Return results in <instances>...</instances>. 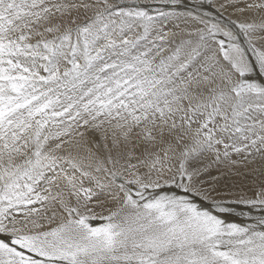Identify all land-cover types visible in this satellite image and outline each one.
I'll return each mask as SVG.
<instances>
[{"label":"snow or ice","instance_id":"6c2138e0","mask_svg":"<svg viewBox=\"0 0 264 264\" xmlns=\"http://www.w3.org/2000/svg\"><path fill=\"white\" fill-rule=\"evenodd\" d=\"M0 264H264V0H0Z\"/></svg>","mask_w":264,"mask_h":264}]
</instances>
